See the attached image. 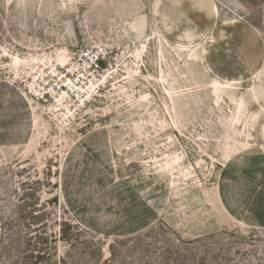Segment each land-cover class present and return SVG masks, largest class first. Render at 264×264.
Segmentation results:
<instances>
[{"label":"rangeland","instance_id":"rangeland-1","mask_svg":"<svg viewBox=\"0 0 264 264\" xmlns=\"http://www.w3.org/2000/svg\"><path fill=\"white\" fill-rule=\"evenodd\" d=\"M0 264H264V0H0Z\"/></svg>","mask_w":264,"mask_h":264},{"label":"built area","instance_id":"built-area-1","mask_svg":"<svg viewBox=\"0 0 264 264\" xmlns=\"http://www.w3.org/2000/svg\"><path fill=\"white\" fill-rule=\"evenodd\" d=\"M102 49L73 51L65 65L37 67L29 94L40 103L54 101L71 113L85 108L107 84Z\"/></svg>","mask_w":264,"mask_h":264}]
</instances>
